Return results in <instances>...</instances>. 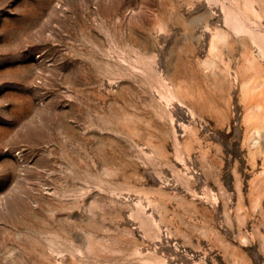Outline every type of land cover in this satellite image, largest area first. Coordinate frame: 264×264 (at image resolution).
<instances>
[{"label": "rangeland", "instance_id": "1", "mask_svg": "<svg viewBox=\"0 0 264 264\" xmlns=\"http://www.w3.org/2000/svg\"><path fill=\"white\" fill-rule=\"evenodd\" d=\"M0 264H264V0H0Z\"/></svg>", "mask_w": 264, "mask_h": 264}]
</instances>
